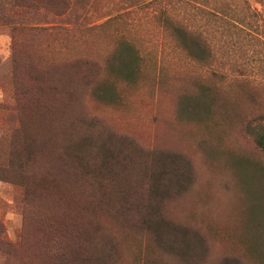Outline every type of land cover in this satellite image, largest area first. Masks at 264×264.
Listing matches in <instances>:
<instances>
[{"label":"rangeland","instance_id":"1","mask_svg":"<svg viewBox=\"0 0 264 264\" xmlns=\"http://www.w3.org/2000/svg\"><path fill=\"white\" fill-rule=\"evenodd\" d=\"M247 1L261 11L260 0ZM25 2L0 0V264H43L38 180L49 175L31 143L41 128L24 135L13 109L12 72L78 59L98 68L92 84L104 94L72 88L70 126L94 141L113 135L127 148L164 154L168 163L186 164L188 174L160 206L171 230L180 232L174 240L193 244V256L184 258L77 196L74 213L94 226L100 264H264V152L246 130L250 120L264 116V29L239 35L242 50L231 58L229 34L214 27L212 0ZM173 27L206 42L207 65L187 54ZM130 52L137 62L125 79L109 65L119 58L130 63ZM234 61L243 66L241 75H230ZM131 158L137 161V154ZM103 187V196L114 190L106 180ZM74 188L85 194L84 182Z\"/></svg>","mask_w":264,"mask_h":264},{"label":"trees","instance_id":"2","mask_svg":"<svg viewBox=\"0 0 264 264\" xmlns=\"http://www.w3.org/2000/svg\"><path fill=\"white\" fill-rule=\"evenodd\" d=\"M35 1L24 0L28 6H34ZM230 1L234 0H212V18L214 23L216 21L214 27L217 32L222 29L229 34L227 45L230 57L233 58L237 51L242 50L243 42L239 35L247 30L264 29V0H260V12L252 9L247 0H237L234 3L241 6L240 10ZM228 16L230 20L227 19ZM255 19L261 25H254L252 20ZM173 34L190 57L202 65L209 63L211 51L205 41L176 27H173ZM212 47L213 61V42ZM127 59L130 63L119 58L109 65V69L128 79L137 59L134 52H130ZM21 68L23 72H12V106L20 114L24 135L35 126L41 128L31 143L42 161H45L42 166L49 169V175L42 174L38 180L40 195L37 208L41 227L39 256L43 264H100V257L95 254H98L101 243L98 237L91 234L95 232L94 226L89 227L92 223H81L74 213L78 211L77 196L80 195L84 200H89V204L98 207L96 209L107 208L123 223L136 225L160 248L166 246L172 254L183 258L193 256L191 242L174 240L178 230H171L160 207L167 191L172 190V186H178V180L182 185L188 176L184 170L186 164L178 166L175 161L168 163L164 154L146 155L134 144L127 148L125 143L120 142V138L113 135L106 140L94 141L91 133L80 132L70 126L74 119L73 115L71 119L70 112L75 102L72 88L91 90L101 98L104 94L101 87L99 89L92 84V78L98 74V68L93 63L78 59L39 71L27 70V65ZM243 69L242 65L234 61L230 75H241ZM29 71L31 74H28ZM63 77L66 79L65 84L61 82L64 81ZM27 120L28 125L24 123ZM246 130L256 147L264 152V116L250 120ZM39 135L40 138L36 141ZM135 154L137 161L131 158ZM22 156L25 161V154ZM105 180L114 189L107 196L100 195ZM83 182L85 194L74 188L76 184ZM180 188L179 186L178 189ZM100 253L102 254L101 249ZM236 263L233 261L230 264Z\"/></svg>","mask_w":264,"mask_h":264}]
</instances>
